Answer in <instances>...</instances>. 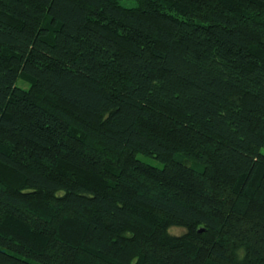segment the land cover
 <instances>
[{"label": "trees", "instance_id": "obj_1", "mask_svg": "<svg viewBox=\"0 0 264 264\" xmlns=\"http://www.w3.org/2000/svg\"><path fill=\"white\" fill-rule=\"evenodd\" d=\"M262 147L264 0H0V264H264Z\"/></svg>", "mask_w": 264, "mask_h": 264}, {"label": "rangeland", "instance_id": "obj_2", "mask_svg": "<svg viewBox=\"0 0 264 264\" xmlns=\"http://www.w3.org/2000/svg\"><path fill=\"white\" fill-rule=\"evenodd\" d=\"M23 83V80L22 79H18L17 81V84H21ZM261 151L264 153V147L261 148ZM139 157L149 163H153V164H156L158 163V161L152 157H149V156H146V155H143V154H139ZM167 231L169 234H172V235H179V234H182L186 231V228L184 226H180V225H170L168 228H167Z\"/></svg>", "mask_w": 264, "mask_h": 264}, {"label": "water", "instance_id": "obj_3", "mask_svg": "<svg viewBox=\"0 0 264 264\" xmlns=\"http://www.w3.org/2000/svg\"><path fill=\"white\" fill-rule=\"evenodd\" d=\"M199 231H201V229H199Z\"/></svg>", "mask_w": 264, "mask_h": 264}]
</instances>
